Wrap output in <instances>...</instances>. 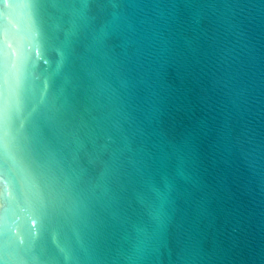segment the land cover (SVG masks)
Segmentation results:
<instances>
[{
	"label": "water",
	"instance_id": "1",
	"mask_svg": "<svg viewBox=\"0 0 264 264\" xmlns=\"http://www.w3.org/2000/svg\"><path fill=\"white\" fill-rule=\"evenodd\" d=\"M0 264H264V0H0Z\"/></svg>",
	"mask_w": 264,
	"mask_h": 264
}]
</instances>
